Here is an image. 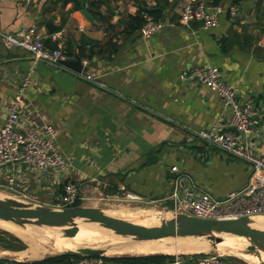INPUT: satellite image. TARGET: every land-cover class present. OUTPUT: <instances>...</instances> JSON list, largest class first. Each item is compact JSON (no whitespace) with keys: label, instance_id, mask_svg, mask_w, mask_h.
Wrapping results in <instances>:
<instances>
[{"label":"crops","instance_id":"crops-1","mask_svg":"<svg viewBox=\"0 0 264 264\" xmlns=\"http://www.w3.org/2000/svg\"><path fill=\"white\" fill-rule=\"evenodd\" d=\"M183 1L0 0L1 32L31 29L42 40L61 43L72 54L65 59L80 49L82 66L91 64L76 75L57 64L34 62L25 49L5 46L0 40V125L18 82L29 72L27 105L20 119L25 122L37 114L55 126L56 146L75 169L70 179L78 184L81 196L99 197L112 188L136 196L137 202L168 207L170 202L162 198L170 190L169 166L174 163L213 198L244 186L249 174L246 162L193 137L215 121L225 128L228 109L205 87L179 75L209 64L220 70L223 81L235 86L239 98H254L264 117V0H219L224 8L236 5L237 14L230 17L224 11L217 25L205 30L176 24ZM139 7L155 11L163 24L147 39L139 36L138 28L129 27V17ZM88 50H93L90 58L85 57ZM254 152L264 157V135ZM17 169L0 166L4 191L27 201L56 199L59 189L47 173L25 165ZM10 174L12 190L4 182ZM196 247L183 253H197ZM10 252L18 258H8ZM22 252L0 248V258L33 262L56 255L29 258ZM119 256L136 255L103 256L101 264H131L111 259ZM173 259L161 264H173Z\"/></svg>","mask_w":264,"mask_h":264},{"label":"built area","instance_id":"built-area-1","mask_svg":"<svg viewBox=\"0 0 264 264\" xmlns=\"http://www.w3.org/2000/svg\"><path fill=\"white\" fill-rule=\"evenodd\" d=\"M237 10L234 4L224 8L219 3L184 0L176 13L175 22L186 28L195 24L205 30L217 25L219 14L225 11L232 17L236 16ZM141 18L142 23L138 33L142 39L151 37L163 25L160 20L148 13H141ZM54 39L55 35H52L51 40L55 41ZM0 40L5 46L25 49L31 54L34 62L41 60L57 64L59 60L66 58L61 43L57 42L55 48L49 49L44 46L41 37L31 29L17 31L14 34L0 31ZM29 74L26 72L18 82L0 125V166L11 164L16 166L15 171H17V168L25 165L31 171L47 173L52 184L61 185V191L53 207L72 206L76 200L87 197L80 195L78 184L70 179L75 169L63 158L56 146L57 129L37 114L26 119L25 122L20 119L21 111L27 105L24 91L29 84ZM179 78L193 80L202 85L221 101L223 108L229 111L225 128H221L215 121L206 128L196 131L193 137L246 162L249 166V174L244 186L229 191L221 198H213L182 173L178 163L171 164L169 166V172L172 174L169 180L171 187L168 194L162 198L170 204L168 207H162L163 212L183 213L202 219H232L242 216L264 218V157L254 152L255 146L264 135V117L254 105V98L249 96L239 98L235 86L223 81L220 70L209 64L192 67L180 74ZM4 182L12 190L13 175L7 176ZM115 196L117 195L111 198ZM123 198L130 201L138 200L128 192L123 194ZM172 256L173 264L182 261L185 264H230L220 256L209 252ZM72 264H101V261L99 257L78 256Z\"/></svg>","mask_w":264,"mask_h":264},{"label":"water","instance_id":"water-1","mask_svg":"<svg viewBox=\"0 0 264 264\" xmlns=\"http://www.w3.org/2000/svg\"><path fill=\"white\" fill-rule=\"evenodd\" d=\"M205 2H209L204 0ZM86 14L87 12L83 10ZM48 32L52 29L46 23ZM57 65L69 72L79 75L85 73L87 66H82L80 57L74 55L72 59H63ZM257 106V103H254ZM155 161V158H152ZM167 217L160 216L155 225H141L134 221L111 216L98 207L72 205L55 208L47 205L35 204L23 198L0 196V221L11 223L24 229L26 226L46 227L58 229L62 237H73L78 230L76 221L94 224L114 235L130 238L134 242L157 241L163 238H192L199 242L205 241L211 249L223 242L225 235L242 237L246 241L243 250L258 256L264 253V229L251 225V218L242 216L232 219H202L183 213L165 212ZM49 247L51 243L47 244ZM57 254L71 256H86L101 258L105 254L104 248L81 246L74 250L56 251ZM259 264H263L260 261Z\"/></svg>","mask_w":264,"mask_h":264},{"label":"rangeland","instance_id":"rangeland-1","mask_svg":"<svg viewBox=\"0 0 264 264\" xmlns=\"http://www.w3.org/2000/svg\"><path fill=\"white\" fill-rule=\"evenodd\" d=\"M58 187L59 186H57V188ZM112 193H117L116 194L117 196H115L114 198H111V194ZM0 194L11 196V193L8 190L4 191V189L1 188V187H0ZM100 195L101 196H99V197H94L93 198V197H90L91 196L90 194H87V196H85V197H87V199L83 200V201H80V205L85 204V205L91 206V207H98V208L102 209L104 212L108 211V210L109 211L110 210H114V209H117L119 207L129 208L128 210L132 211V215L129 216V217H126L127 220H131V221H134V222H140V221L142 222V221H145L146 219H149V217H146V216H155V218L153 220H151V221L149 220L151 225L157 224L158 218L160 216H163V217H167L168 216L167 214H165L163 212V208H162L163 204L162 205H158L157 203L146 202V201L137 202L136 200L130 201L128 199H124L123 198V194H121L120 191L116 192V190H114L112 188L104 189L101 192ZM106 195H110V196L107 197ZM29 202H33L35 204H40V205H47V206L52 207L54 205V203L56 202V200H55V198H51L50 197L47 200H36V201H29ZM165 205H167V204H165ZM136 209H138V210H136ZM146 210H148L150 212L145 214V215H142L143 213L146 212ZM133 213H135L136 215L133 214ZM123 214L126 215L125 213H123ZM115 217H117V216H115ZM154 222H156V223H154ZM76 224H77V226H79L81 224H89V223H83V222H80V221H76ZM89 225L95 226V228L92 230V232H96L98 230L103 229V228H100V227H98V226H96L94 224H89ZM149 225L150 224H148L146 226H149ZM56 230L49 229V228H46V227L26 226L24 229H22V231H20V230L14 228L12 226L0 223V238H1L0 239V241H1L0 244H3L2 240H7L5 234L2 231L14 236L15 238H17L19 240L18 243H15V242H12V243L9 242L8 243L10 245L13 244V245H16V246L20 247V249H18V250H10L9 249L12 252H17V251H20V250H22V251L24 250V252H25V250H28L29 245H35L36 247H46V248H48L46 246V243H48V242L51 243L52 241L50 239H48V238H44L45 235H46L45 233H47V232H48V234H51V232H52V234L55 237L61 239L59 244H63V242H64V237H62L63 233L60 232V230H58V229H56ZM103 230H105V229H103ZM108 234H111L110 235L111 237L106 239L108 241H102V242L98 241L99 243L97 241H91V242L85 243L83 245L84 246H88V247L91 246V247H94V248H104L105 249V253H104L105 255L104 256H110V255L112 256V255H122V254H114L111 251L112 243L113 244L118 243V240L119 241H122V240L125 241L126 240V241L133 242L132 240H130V238H124V237H121V236H118V235H114V234H112L109 231H108ZM34 236H37V237L34 238ZM230 237L231 236H229V237L223 236V238H227V242L228 241L230 242V240H231L230 243H232V244H230V245H233V247L235 246V247L238 248L240 246V241H239L240 239H236V238H232L231 239ZM229 238H230V240H229ZM185 240H187V241H182V242H180V244L197 243V242H199V240L192 239V238H187ZM163 241H166L169 244L175 242V240H173V238H171V240H163ZM163 241H161V242H163ZM143 242L146 243V244H153L152 241H150V242L143 241ZM161 242L159 241L157 243H161ZM241 242L244 244V240H242ZM200 243H202V242H200ZM83 245H81V246H83ZM243 248L244 247H242V252L249 253V252H246L245 250H243ZM48 250H49V248H48ZM205 252L216 254V255L220 256L224 261L229 262L230 264H259V262H260V260H258V262L256 263V261L254 259L246 260V259H243L239 255L235 256L234 254L227 253V252H224L222 250L211 249L210 247H208V249L205 250ZM57 253L58 252H56V251H51L50 250V251H48V253H44L43 255H45V254L53 255V254H57ZM197 253H199V252H197ZM8 254H9V255H7L8 258H18L17 255H12L11 252L8 253ZM126 255H129V254H126ZM263 264H264V261H263Z\"/></svg>","mask_w":264,"mask_h":264},{"label":"bare ground","instance_id":"bare-ground-1","mask_svg":"<svg viewBox=\"0 0 264 264\" xmlns=\"http://www.w3.org/2000/svg\"><path fill=\"white\" fill-rule=\"evenodd\" d=\"M0 196H2V195H0ZM128 209L129 208L119 207V208L114 209V210L105 211V213H107L111 216H117V217L126 219V217H129L132 215V211H130ZM123 213H125L126 215H124ZM147 213H149V212H145L142 215H145ZM133 214H135V213H133ZM146 217H149V219H146L145 221H142V222L141 221L136 222V223L141 224V225H148V224L151 225L150 221L153 220L155 218V216H146ZM251 221H252V223H251L252 226H254L256 228L264 229V218L263 217L251 218ZM0 223L12 226V227L22 231L21 228L13 225L11 223L3 222V221H0ZM154 223H156V222H154ZM94 228H95V226L89 225V224L79 225L77 233L73 237H70V238L64 237L63 244H59L61 239L55 237L52 234V232H51V234H48V232H47V233H45L46 235L44 238H48L52 241L50 247L47 245L48 243H46V246L49 248V250L46 247L40 248V247H36L35 245H29L28 250H25V252H22L21 255L26 254L29 258H37V257H40L41 255H43L44 253H48V251H50V250L51 251H59V250L70 251V250H74L75 248L80 247L81 245H83L85 243H89L91 241H97V242L98 241H101V242L102 241H108L106 239L111 237L110 236L111 234H108V231L103 230V229L98 230L96 232H92V230ZM49 229H52V228H49ZM54 230H56V229H54ZM226 236L227 237L231 236L230 237L231 239L232 238L240 239L239 240L240 246L238 245L239 246L238 248L235 246L233 247V245H230V244H232V243H230L231 242L230 238H229L230 242L229 241L227 242V238H224L223 242H221L217 245V250H222L224 252L234 254L235 256L239 255L243 259H246V260L254 259L256 261V263L258 262V260L264 261V253H262V252H260L258 254V256H254L250 253L242 252V247H244L246 245V241L242 237H237V236H233V235H225V237ZM35 237H37V236H34V238ZM185 239H187V238H176V239H173V240H175V242L170 243V244L166 241H163V240H171V238H163V239H160L157 241H152L153 244H146L144 242H134V241L131 242V241H126V240L124 241L121 239L122 241L118 240V243H115V244L112 243L111 251L114 254H122V255H126V254H129V255H150V254L174 255V254H184L183 253L184 250L191 248V247H194V246L196 247L197 245L202 246L203 249L196 247L197 249L195 248V251L199 252L201 250V251L205 252V250L208 249V245L205 241H203V243L197 242V243L180 244V242H182V241H187ZM242 240H244V244L241 242ZM159 241L160 242L163 241V242L157 243Z\"/></svg>","mask_w":264,"mask_h":264},{"label":"trees","instance_id":"trees-1","mask_svg":"<svg viewBox=\"0 0 264 264\" xmlns=\"http://www.w3.org/2000/svg\"><path fill=\"white\" fill-rule=\"evenodd\" d=\"M67 1H71V0H63L62 4L66 3ZM241 0H233V3L239 2ZM219 2V0H211L210 3L211 4H217ZM141 13H148L150 15H152L155 19H157L156 17L157 14L155 13V11L153 10H149V9H144L139 7L138 10L135 12V14L133 16L129 17L130 20V25L129 27L131 29L134 28H139V26L142 23V18H141ZM44 46L48 47L49 49H53L56 46V43H50V41L48 39L42 40ZM63 53L65 55V57H71L72 54H70L68 51L63 50ZM93 54V50H88V52L85 54L86 58H90ZM78 56L82 57L84 56V52L82 50L79 49ZM59 192L61 191V185H59L58 187ZM72 205H80V200H76ZM7 240H2L3 244H0V248L5 249V250H18L20 249L19 246L13 245V244H8L9 242H15L18 243L19 240L17 238H15L14 236L2 231ZM1 239V238H0ZM1 242V241H0ZM78 256H71V255H66V254H56L54 256H49V257H45L42 260L39 261H33V262H16V261H12V260H7L4 258H0V264H40V263H53V264H72V262L74 261V259H76ZM172 259L171 255L168 254H150V255H136V256H119V257H113L111 258L114 262H129L131 264H146V263H155V264H161L164 260L166 259Z\"/></svg>","mask_w":264,"mask_h":264}]
</instances>
